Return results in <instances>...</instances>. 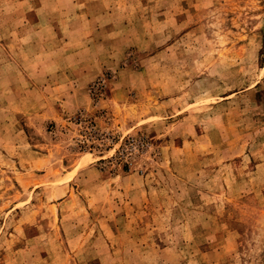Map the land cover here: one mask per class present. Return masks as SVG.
<instances>
[{
  "label": "rangeland",
  "instance_id": "374dc122",
  "mask_svg": "<svg viewBox=\"0 0 264 264\" xmlns=\"http://www.w3.org/2000/svg\"><path fill=\"white\" fill-rule=\"evenodd\" d=\"M0 264H264V0H0Z\"/></svg>",
  "mask_w": 264,
  "mask_h": 264
}]
</instances>
